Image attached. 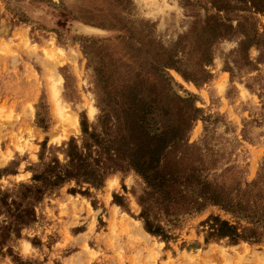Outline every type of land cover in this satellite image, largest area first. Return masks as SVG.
I'll list each match as a JSON object with an SVG mask.
<instances>
[{
  "label": "rangeland",
  "instance_id": "obj_1",
  "mask_svg": "<svg viewBox=\"0 0 264 264\" xmlns=\"http://www.w3.org/2000/svg\"><path fill=\"white\" fill-rule=\"evenodd\" d=\"M209 195L264 203V0H0V264H264Z\"/></svg>",
  "mask_w": 264,
  "mask_h": 264
},
{
  "label": "trees",
  "instance_id": "obj_2",
  "mask_svg": "<svg viewBox=\"0 0 264 264\" xmlns=\"http://www.w3.org/2000/svg\"><path fill=\"white\" fill-rule=\"evenodd\" d=\"M207 201L219 207L222 212L236 218L235 221L229 222L208 216L203 224L207 226L209 238L222 240L226 238L232 243L264 242V203L249 201L244 197L241 199L238 196L226 198L214 195H209ZM241 220H244L243 225L239 223ZM155 235H158L157 230Z\"/></svg>",
  "mask_w": 264,
  "mask_h": 264
},
{
  "label": "bare ground",
  "instance_id": "obj_3",
  "mask_svg": "<svg viewBox=\"0 0 264 264\" xmlns=\"http://www.w3.org/2000/svg\"><path fill=\"white\" fill-rule=\"evenodd\" d=\"M70 117H71V116H70ZM74 118H75V117H74ZM69 119H70V118H69ZM69 119H67V121H69ZM72 119H73V118H72ZM70 120H71V119H70ZM72 121H73V120H72ZM72 121H71V122H72ZM75 123H76V122H75Z\"/></svg>",
  "mask_w": 264,
  "mask_h": 264
}]
</instances>
